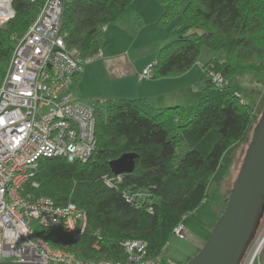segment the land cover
Instances as JSON below:
<instances>
[{
    "label": "trees",
    "instance_id": "16d2710c",
    "mask_svg": "<svg viewBox=\"0 0 264 264\" xmlns=\"http://www.w3.org/2000/svg\"><path fill=\"white\" fill-rule=\"evenodd\" d=\"M11 1L15 17L0 29V85L14 50L12 37L25 33L46 0ZM133 1L63 0L64 44L83 60L95 58L109 44L103 28L115 24ZM163 3L166 8L157 24L181 16L184 26L158 50L153 78L184 74L203 49L212 53L201 68L194 114L187 118L184 107L160 108L145 98L98 100L92 102L102 110L95 107L96 146L90 160L56 157L38 162L34 195L57 204L73 203L86 213L87 230L73 241L62 227L31 226L49 246H67L81 260L121 261L120 244L127 240L145 241L148 255L162 254L185 215L205 204L215 209L221 203L223 211L227 198L219 202L217 192L209 195L208 184L228 149L246 140L257 118L241 95L240 103L231 81L238 73H253L255 64L264 71V0H187L183 8L180 0ZM207 70L222 75L228 85L216 87ZM80 73L73 77L72 89ZM180 145L186 149L177 155ZM125 155L134 157L132 172L120 175L117 186H106L103 177L115 175L111 164ZM125 192L143 193L142 207L128 203Z\"/></svg>",
    "mask_w": 264,
    "mask_h": 264
},
{
    "label": "built area",
    "instance_id": "2783aa9c",
    "mask_svg": "<svg viewBox=\"0 0 264 264\" xmlns=\"http://www.w3.org/2000/svg\"><path fill=\"white\" fill-rule=\"evenodd\" d=\"M62 5L63 0H46L25 33L12 37L14 50L0 85V262L161 264L162 254L148 255V244L143 240L123 241L121 261L81 260L63 247L49 246L31 226L62 227L73 241L87 230L86 213L73 203L57 204L48 197L34 195L40 159L69 157L84 163L90 160L96 146L95 104L72 99L73 77L90 59H81L76 49L64 44ZM14 17L12 1L0 0V29ZM101 55L98 52L96 56ZM152 67L142 70L137 80L152 79ZM207 75L218 88L228 85L222 75L212 70H207ZM103 178L111 188L122 182L120 175ZM144 198L141 192L124 194L128 203L138 207H142ZM172 231L184 239L182 223ZM248 250L243 264H262L259 259L264 252V233Z\"/></svg>",
    "mask_w": 264,
    "mask_h": 264
},
{
    "label": "rangeland",
    "instance_id": "374dc122",
    "mask_svg": "<svg viewBox=\"0 0 264 264\" xmlns=\"http://www.w3.org/2000/svg\"><path fill=\"white\" fill-rule=\"evenodd\" d=\"M186 1L187 0L180 1V5L182 8ZM165 8L166 6H164L163 0H136L134 3L130 4L128 10L125 12V14L127 13L126 16L130 14L127 18L129 21H127L126 18H123V20H121V18H118L120 19L118 20V23H120V29L118 27V32L116 33V35L115 28L111 29V31L114 32V36L112 37L111 35L109 41L110 43L107 45L108 47L101 50V54H105L107 50H112L113 52L114 50L119 51L121 49L122 51L126 52L128 58H133L135 52H138L139 54L137 56H139L141 54L140 50L144 51V53L146 52L145 55H142L143 58L155 55V52H153L156 46L155 44L161 39L164 40L163 45L164 43H168L174 40L176 32L179 30L178 27L184 26V22L181 16H177L173 22L163 26H159L157 24V21L153 22L155 19H153V11L163 12ZM140 11L143 12L144 16L141 14ZM136 32H144L146 34L143 38H138L132 47H128V45L130 44L127 43L130 42L128 40V37H133L134 35H136ZM141 45L142 47L140 48ZM103 54L101 56L91 58L88 62L85 63L83 67L92 63L90 68L91 70H93L94 68H96L94 66L97 61H102ZM211 57L212 53L206 49H203L198 59L200 62L204 60L209 61V58ZM253 67L255 71L253 73H250V79L247 80L244 76V81H239L241 82V84L236 85V89L237 92H239L242 96L243 100H245L248 104L252 105L257 118L249 128L246 140L241 143H236V145L228 149L229 151H227L225 156L221 159V164L216 171L215 177L208 184V194L211 195L217 192L221 198L219 202H222L229 196V191L231 190L234 184L233 182L237 177L239 167L243 161L242 159L244 157L245 152L247 151V146L253 138L252 135L256 128L255 123L260 117V113L264 108V71L260 72L257 67V64H255V66ZM246 74L248 73L244 72L243 75ZM100 82V84H103V80L101 78ZM239 87H243V89H239ZM96 108L102 110L101 106H96ZM194 112L195 109H193L192 112H189V117L192 116ZM185 149V146L181 147L180 145L176 151L177 155L182 153L181 151H185ZM215 207L216 208L213 209L206 204L200 205L193 213L184 216L183 225L186 231L185 237L184 239H179L177 236L172 235L170 240L167 242L168 244L162 251V264H185L187 261L196 256L200 248L206 243L207 238L211 234L213 227L219 219L218 214L222 211L221 203H217ZM262 216L263 217L261 219L259 229L257 230L256 237L259 235L261 237L264 233V213ZM36 228L40 227H37L36 225ZM35 232L38 234L40 233L37 229L35 230ZM62 247L68 250L67 246ZM259 261L264 264V252L261 255Z\"/></svg>",
    "mask_w": 264,
    "mask_h": 264
},
{
    "label": "crops",
    "instance_id": "0c3cea01",
    "mask_svg": "<svg viewBox=\"0 0 264 264\" xmlns=\"http://www.w3.org/2000/svg\"><path fill=\"white\" fill-rule=\"evenodd\" d=\"M135 1H133V3ZM186 2L183 7H185ZM127 10H125L121 16H123ZM140 12L143 15V12ZM162 13V11H153V19L155 18L153 22L158 21ZM126 15L127 13L123 17L120 16L119 18H121V20H123V18L127 19L130 14H128V16ZM127 21L129 20L127 19ZM117 23L118 20L115 24L103 28L105 38L108 42L110 41L111 35L112 37L114 36V32L111 31V29L115 28V35L118 32L120 23ZM180 27H178L179 30ZM145 34L146 33L144 32H136V35L133 37H128V40L130 41L127 42L128 44L130 43L128 47H132L135 41L138 38H143ZM163 42L164 40L161 39L155 44L156 46L153 51L155 52V55H152L151 57H142V55H145L146 52L144 53V51L140 50V48L142 45L146 44H142L140 46L139 50L141 54L137 56L139 53L135 52L133 58L130 56V58H128L126 52L121 49L119 51L114 50L113 52L112 50H107L105 54L102 53L103 59L102 61H97L94 66L96 68L91 70L90 67L92 63L88 65L86 64L87 66L83 67L80 73L81 79L76 84L75 88H73L72 99L75 102L77 101L87 105L88 103L98 100L121 98L132 100L145 98L160 108L178 105L184 107L188 118V113L192 112V110L196 108V104L200 99L199 88L202 76L200 65H203L208 61L204 60L200 62L198 59V62L192 68L187 70V72L181 75H176L175 77H154L153 79L139 82L137 80V75L149 65H153L158 50L164 46ZM221 56L218 55L219 58H221ZM243 74L244 73H238L231 82H234L235 85H239L241 84L239 81H244V76L247 80L250 79L249 73L246 75ZM100 78L103 80V84H100ZM239 89H243V87H239Z\"/></svg>",
    "mask_w": 264,
    "mask_h": 264
},
{
    "label": "water",
    "instance_id": "95a60500",
    "mask_svg": "<svg viewBox=\"0 0 264 264\" xmlns=\"http://www.w3.org/2000/svg\"><path fill=\"white\" fill-rule=\"evenodd\" d=\"M247 146L225 208L206 243L185 264H241L264 213V108ZM134 157L125 155L114 161L115 175L132 172ZM0 264H41L4 261Z\"/></svg>",
    "mask_w": 264,
    "mask_h": 264
},
{
    "label": "clouds",
    "instance_id": "9594fccd",
    "mask_svg": "<svg viewBox=\"0 0 264 264\" xmlns=\"http://www.w3.org/2000/svg\"><path fill=\"white\" fill-rule=\"evenodd\" d=\"M253 242H254V241H253ZM253 242H252V243H253ZM251 245H252V244H251ZM249 248H250V247H249ZM247 251L249 252V250H247ZM248 252H247V253H248ZM246 255H247V254H246ZM246 255H245V257H246ZM244 259H245V258H244ZM243 261H244V260H243ZM243 263H244V262H242L241 264H243Z\"/></svg>",
    "mask_w": 264,
    "mask_h": 264
}]
</instances>
